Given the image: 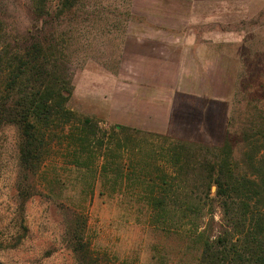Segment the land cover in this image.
Masks as SVG:
<instances>
[{
  "label": "rangeland",
  "instance_id": "374dc122",
  "mask_svg": "<svg viewBox=\"0 0 264 264\" xmlns=\"http://www.w3.org/2000/svg\"><path fill=\"white\" fill-rule=\"evenodd\" d=\"M57 3L58 0L51 1L52 9ZM161 3L165 9L173 3L183 13V0H82L76 15L58 22V36L66 40L65 61L73 85L68 105L110 128L123 120L119 111L113 110L115 98L122 105L131 96V104L137 109L132 111L131 121L137 123L153 120L145 116L148 110L166 114L170 103L175 129L166 135L221 146L228 129L251 125L247 116L254 113V106L248 104L250 98L244 88L258 72L264 73V15H260L264 0L248 1L245 31L239 20L233 24L231 21L235 31L231 45L225 47L228 55L213 69L191 59L184 64L185 69L170 73L137 61L142 47L132 36L143 30L145 15L153 19L161 13ZM29 5L30 0H0V15L9 33L21 34L29 26ZM182 19H171V23L177 21L181 26ZM185 25L186 30L199 31L201 35L207 32L206 11H191ZM207 53L205 50L201 56L207 59ZM134 97L139 100L134 101ZM213 97L225 101L213 102ZM235 137L234 148L240 157L245 143L238 135ZM51 170L48 165L49 178L58 175L64 185L50 194L87 212L88 236L94 250L104 258L108 256L115 264H198L200 247L188 232H166L150 224L151 210L145 200L149 190L145 186H119L109 192L103 191L98 182L92 197L88 187L91 177L86 171L61 164L57 174ZM18 178V129L7 126L0 134V264H77L65 241L62 211L51 196L33 197L19 214ZM48 187L46 184L45 192ZM212 212L203 221L210 235L217 237L226 223L218 204H214Z\"/></svg>",
  "mask_w": 264,
  "mask_h": 264
},
{
  "label": "trees",
  "instance_id": "16d2710c",
  "mask_svg": "<svg viewBox=\"0 0 264 264\" xmlns=\"http://www.w3.org/2000/svg\"><path fill=\"white\" fill-rule=\"evenodd\" d=\"M51 1L30 0L21 34L9 33L0 15V134L7 126L18 129L19 214L33 197L51 196L76 263L115 264L94 250L87 212L50 194L64 184L58 175L49 178L48 165L55 174L60 164L71 166L90 174L92 197L98 182L109 192L145 186L150 224L188 232L200 247L198 264H264V73L244 88L254 106L246 115L250 127L228 129L221 146L121 124L102 127L68 105L73 85L57 24L76 15L82 0H58L55 10ZM236 134L245 143L240 157ZM214 204L226 223L217 237L203 221Z\"/></svg>",
  "mask_w": 264,
  "mask_h": 264
},
{
  "label": "crops",
  "instance_id": "0c3cea01",
  "mask_svg": "<svg viewBox=\"0 0 264 264\" xmlns=\"http://www.w3.org/2000/svg\"><path fill=\"white\" fill-rule=\"evenodd\" d=\"M249 0H183L184 9L183 13H180L175 8V4L169 3L166 5L161 3V13L154 17L145 15L143 22V30L135 32L132 36L135 39V43L142 47V51L139 52L137 61H143L144 63H150L153 70H162L171 72V70L185 69L184 64L189 62L191 59L193 62H203L206 64L204 68L213 69L214 64L220 59L224 60L228 53L225 47L231 45V39L233 37L232 31H235L233 25L234 20H239L238 24L244 26L245 31L248 19V3ZM172 2V1H169ZM257 5V4H255ZM191 11L205 12L207 17L208 30L202 35L198 31L186 30V21L189 22ZM257 11V10H256ZM260 15H264V9L261 10ZM183 18L182 25L179 26L171 23V19ZM238 19H235V18ZM231 18L233 20H231ZM251 20V19H250ZM232 21V24H230ZM147 49L146 51L144 49ZM149 48V50H148ZM223 49V50H221ZM207 53V59L203 56ZM186 55V56H185ZM176 58H173L175 57ZM223 56V58H222ZM177 63V66L173 65ZM197 69H200L197 66ZM120 78V75H119ZM173 76V83L175 84ZM179 84V83H178ZM180 84H184L183 80ZM199 84V83H197ZM134 101H138L139 98L134 97ZM118 100L113 99V110L119 111V115L123 118L121 125L135 127L138 129H145L151 132L167 134L172 127V119L175 115L171 114V105H166V114L159 115V113L146 112L147 117L153 118L148 123L132 122L133 117L132 111L135 107L131 104L132 98L128 95L126 103L117 102ZM213 102L225 101L220 97H213ZM137 110V109H136ZM135 110V112H136ZM144 114V113H143ZM144 116V115H143ZM163 116V117H161ZM161 117V118H159Z\"/></svg>",
  "mask_w": 264,
  "mask_h": 264
},
{
  "label": "water",
  "instance_id": "95a60500",
  "mask_svg": "<svg viewBox=\"0 0 264 264\" xmlns=\"http://www.w3.org/2000/svg\"><path fill=\"white\" fill-rule=\"evenodd\" d=\"M213 189H215V187H213Z\"/></svg>",
  "mask_w": 264,
  "mask_h": 264
}]
</instances>
